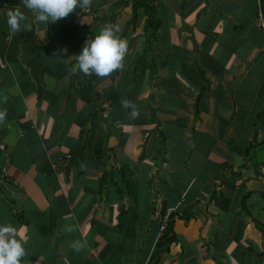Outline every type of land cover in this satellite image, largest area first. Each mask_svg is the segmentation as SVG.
Masks as SVG:
<instances>
[{
    "label": "crops",
    "instance_id": "crops-1",
    "mask_svg": "<svg viewBox=\"0 0 264 264\" xmlns=\"http://www.w3.org/2000/svg\"><path fill=\"white\" fill-rule=\"evenodd\" d=\"M260 15L264 0H79L51 23L0 0V221L24 264H264ZM106 24L122 66L74 71Z\"/></svg>",
    "mask_w": 264,
    "mask_h": 264
},
{
    "label": "clouds",
    "instance_id": "clouds-1",
    "mask_svg": "<svg viewBox=\"0 0 264 264\" xmlns=\"http://www.w3.org/2000/svg\"><path fill=\"white\" fill-rule=\"evenodd\" d=\"M79 0H23L24 6L31 10L36 19L55 22L68 16L78 5ZM7 23L13 31L26 25L28 16L20 7L7 10ZM119 26L104 25L91 39H87L77 54L74 71L95 72L104 76L122 66L128 48L127 40L118 34ZM68 49H63L67 53ZM6 110H0V120L6 117ZM26 240L18 237V229L11 222L0 221V264H24ZM75 246H79L76 242Z\"/></svg>",
    "mask_w": 264,
    "mask_h": 264
},
{
    "label": "built area",
    "instance_id": "built-area-1",
    "mask_svg": "<svg viewBox=\"0 0 264 264\" xmlns=\"http://www.w3.org/2000/svg\"><path fill=\"white\" fill-rule=\"evenodd\" d=\"M133 1H143L148 7H151V8H156L159 3V0H133ZM256 24L259 28L264 29V17L262 15H260L257 18ZM71 160H72L71 154H66L64 156H61L55 161L53 168L55 170H63V169L65 170L69 166ZM165 217L168 218V216H165Z\"/></svg>",
    "mask_w": 264,
    "mask_h": 264
},
{
    "label": "trees",
    "instance_id": "trees-1",
    "mask_svg": "<svg viewBox=\"0 0 264 264\" xmlns=\"http://www.w3.org/2000/svg\"><path fill=\"white\" fill-rule=\"evenodd\" d=\"M139 2H142L143 4H145V2L143 1H139ZM150 9V11H152L154 8H151V7H148Z\"/></svg>",
    "mask_w": 264,
    "mask_h": 264
}]
</instances>
